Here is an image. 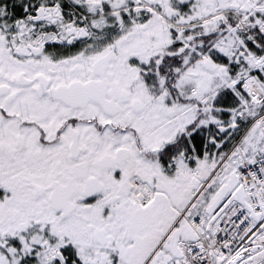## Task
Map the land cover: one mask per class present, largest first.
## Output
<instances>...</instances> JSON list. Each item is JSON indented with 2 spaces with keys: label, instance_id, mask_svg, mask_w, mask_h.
Instances as JSON below:
<instances>
[{
  "label": "snow or ice",
  "instance_id": "6c2138e0",
  "mask_svg": "<svg viewBox=\"0 0 264 264\" xmlns=\"http://www.w3.org/2000/svg\"><path fill=\"white\" fill-rule=\"evenodd\" d=\"M0 264H264V0H0Z\"/></svg>",
  "mask_w": 264,
  "mask_h": 264
}]
</instances>
